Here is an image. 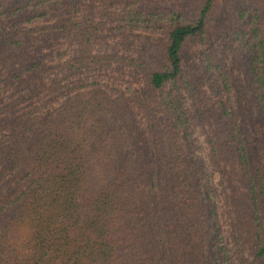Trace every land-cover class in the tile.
Segmentation results:
<instances>
[{
	"label": "trees",
	"instance_id": "obj_1",
	"mask_svg": "<svg viewBox=\"0 0 264 264\" xmlns=\"http://www.w3.org/2000/svg\"><path fill=\"white\" fill-rule=\"evenodd\" d=\"M219 1L238 23V86L252 104L189 110L185 92L197 88L183 80V54L203 41ZM95 8L0 0V65H21V104L25 90L43 99L0 108V264H233L193 148L195 119L215 125L212 162L240 170L232 210L253 253L238 264H264V0H171L166 39L137 55L95 49L107 16ZM36 35L76 36V53L44 63L27 49ZM112 68L142 80L137 108L98 78ZM249 114L260 143L243 134Z\"/></svg>",
	"mask_w": 264,
	"mask_h": 264
},
{
	"label": "rangeland",
	"instance_id": "obj_2",
	"mask_svg": "<svg viewBox=\"0 0 264 264\" xmlns=\"http://www.w3.org/2000/svg\"><path fill=\"white\" fill-rule=\"evenodd\" d=\"M82 1L84 7L95 6L96 13L104 9L107 12V16L101 17L104 21L103 31L94 44L97 51L137 55L141 49L155 48L166 39L168 24L164 16L170 10L171 0ZM132 6L141 14L131 13ZM159 11L161 16H157ZM214 12V17L207 25L203 41L190 45L183 54V80L192 81L197 88L193 99L189 97V92H185L187 96L185 104L193 111L196 106L214 109L221 103L248 110L252 100L245 88L240 89L238 86L239 78L243 76L244 64V53L234 35L238 23L236 21L232 23L225 17L220 1ZM53 20L51 16L49 21ZM37 24H44V21H39ZM27 44L31 54H36L44 63H52L59 54L70 56L76 53V36L73 35L52 38L49 43L36 35ZM219 61H224V68L218 64ZM14 73H19L20 79L9 78ZM6 78L13 81V84ZM98 78L112 87L125 91L130 96L133 106L138 107L135 97L143 86L140 78L134 77L126 69L116 68L110 69L107 74L102 72ZM32 83L33 81L28 86ZM32 92L25 90L27 99L21 104V65L17 64L14 67L0 65V108L7 102L15 101L17 106L13 110L21 113V110L34 104L39 105L43 99L38 94L31 95ZM140 113L142 115L143 111ZM214 132V124L196 119L190 130L194 151L205 163L203 181L217 206L223 242L229 250L233 264H238L242 257L250 259L253 253L251 241H248L243 229L239 228L232 210L233 194L237 196L242 191L240 170L229 164L221 162L216 166L212 162L209 154V137L214 136ZM243 134L251 135L260 143V122L256 116L249 114L246 117Z\"/></svg>",
	"mask_w": 264,
	"mask_h": 264
}]
</instances>
